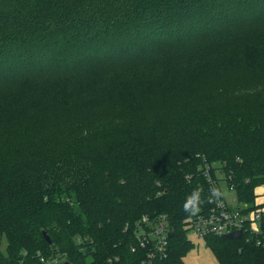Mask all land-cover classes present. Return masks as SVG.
Returning a JSON list of instances; mask_svg holds the SVG:
<instances>
[{"label":"trees","instance_id":"1","mask_svg":"<svg viewBox=\"0 0 264 264\" xmlns=\"http://www.w3.org/2000/svg\"><path fill=\"white\" fill-rule=\"evenodd\" d=\"M204 165L264 209V0H0V264H143L159 215L183 264ZM260 225L203 240L264 264Z\"/></svg>","mask_w":264,"mask_h":264},{"label":"built area","instance_id":"2","mask_svg":"<svg viewBox=\"0 0 264 264\" xmlns=\"http://www.w3.org/2000/svg\"><path fill=\"white\" fill-rule=\"evenodd\" d=\"M200 173L209 183L212 192L209 196L211 207L205 214H193L185 220V226L188 233L191 232L199 239H203L206 235L214 234L221 236L235 230H248L251 234L258 235L261 233L260 220L264 209L257 208L250 212L243 213L242 208L235 203V197L232 187H227L222 181L215 180L210 175V167L202 166ZM232 194L231 200H228L223 191L221 183ZM218 187L221 189V195L218 192ZM260 196H263L260 194ZM264 202V201H262ZM257 204L261 202H256ZM170 229L165 221V216L159 215L155 218L143 216L136 231V242L140 248L149 249L147 255L148 261L143 264H150L149 260L153 257L164 258L167 256L168 248V233ZM189 235V234H188ZM260 240L256 241V245H261ZM264 246V244H262ZM133 250V249H132ZM42 260V259H41ZM60 261L57 258L43 260V264H58Z\"/></svg>","mask_w":264,"mask_h":264},{"label":"rangeland","instance_id":"3","mask_svg":"<svg viewBox=\"0 0 264 264\" xmlns=\"http://www.w3.org/2000/svg\"><path fill=\"white\" fill-rule=\"evenodd\" d=\"M220 183H221L220 186L223 187V191L225 193V196L228 198V200H231L230 197L232 196V194L230 193L229 190H227L225 188V186L222 184V182H220ZM259 189H260V191H259ZM263 190H264L263 186L256 188V190H255V195H256L255 202H259V198H264V191ZM260 194H262L263 196H260ZM187 234H189L188 237L190 236V238L193 240L194 248L195 247L196 248H195L194 251L190 250L191 253L188 252L187 255H185V258H184L185 259V264H187V263L188 264H217V261H216L217 259L215 258V256L212 253L211 249L206 246L205 241L203 239H198L191 232H189ZM5 246H6V240L3 238V239L0 240V251L2 253L5 252ZM198 247H199L198 252H195ZM200 247H204V249L201 250ZM191 255H193V256H191ZM45 260H48V259H45ZM59 261L61 262L60 259H59Z\"/></svg>","mask_w":264,"mask_h":264},{"label":"water","instance_id":"4","mask_svg":"<svg viewBox=\"0 0 264 264\" xmlns=\"http://www.w3.org/2000/svg\"><path fill=\"white\" fill-rule=\"evenodd\" d=\"M173 234H174V232L170 231L168 233V236L171 237ZM42 235H43L45 241L48 244H50L51 240H50L49 236L44 231L42 232ZM240 236H241L240 230H235V231H232V232H229V233H226V234H222L221 238H223V239H225V238L236 239V238H239Z\"/></svg>","mask_w":264,"mask_h":264},{"label":"crops","instance_id":"5","mask_svg":"<svg viewBox=\"0 0 264 264\" xmlns=\"http://www.w3.org/2000/svg\"><path fill=\"white\" fill-rule=\"evenodd\" d=\"M259 191H260V189H259ZM263 191H264V190H263ZM231 197H232V196H231ZM231 197H230V198H231ZM227 199H228V198H227ZM262 201H264V198H259V202H262ZM189 237H190V236H189ZM190 239H191V238H190ZM198 239H199V238H198ZM191 240H192V239H191ZM192 241H193V240H192ZM193 248H194V246H193ZM193 248H192V249H193ZM195 248H196V247H195ZM195 248H194L193 250L191 249V251H194ZM205 248H206V247H205ZM200 249L203 250L204 247H200ZM198 250H199V247L197 248V250H196L195 252H198ZM189 252H190V251H189ZM190 253H191V252H190ZM190 253H189V254H190ZM212 253H213V252H212ZM186 255H187V254H186ZM191 256H193V255H191ZM214 256H215V255H214ZM184 258H185V257H183V264H185V259H184ZM188 258H189V257H188ZM190 258H191V257H190ZM215 258H216V257H215ZM216 261H217V260H216ZM186 262H187V261H186ZM187 264H188V263H187ZM217 264H218V262H217Z\"/></svg>","mask_w":264,"mask_h":264}]
</instances>
